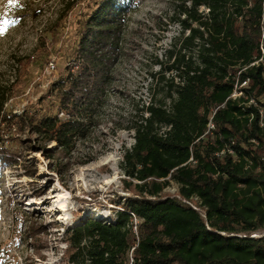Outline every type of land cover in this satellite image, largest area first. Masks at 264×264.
I'll return each instance as SVG.
<instances>
[{"label": "trees", "instance_id": "obj_1", "mask_svg": "<svg viewBox=\"0 0 264 264\" xmlns=\"http://www.w3.org/2000/svg\"><path fill=\"white\" fill-rule=\"evenodd\" d=\"M125 1L95 0L80 22L50 85L55 114L6 110L16 81L0 89L1 163H18L8 145L19 140L27 149L56 142L46 148L52 168L69 165L118 62ZM171 2L180 31L158 71L170 103L152 95L139 109L121 163L128 194L113 221L67 228L72 264H264V232L252 235L264 231V0Z\"/></svg>", "mask_w": 264, "mask_h": 264}, {"label": "rangeland", "instance_id": "obj_2", "mask_svg": "<svg viewBox=\"0 0 264 264\" xmlns=\"http://www.w3.org/2000/svg\"><path fill=\"white\" fill-rule=\"evenodd\" d=\"M94 1L0 0V89L16 81L4 109L57 112L50 85L68 64L80 22ZM125 3L118 62L105 95L88 112L85 134L64 159L69 165L59 172L52 168L46 148L56 142L45 149H27L19 140L8 145L19 157L16 164L0 162V264H72L66 254L67 228L86 218L113 221L128 194L121 163L124 150L134 142L129 127L152 95L156 102L167 95L158 78L159 62H166L167 49L180 28L169 22L171 0ZM239 94L236 89L232 95ZM165 100L170 103V98ZM31 167L33 177L28 175ZM176 189L172 183L165 191Z\"/></svg>", "mask_w": 264, "mask_h": 264}, {"label": "bare ground", "instance_id": "obj_3", "mask_svg": "<svg viewBox=\"0 0 264 264\" xmlns=\"http://www.w3.org/2000/svg\"><path fill=\"white\" fill-rule=\"evenodd\" d=\"M59 195L64 197L66 195V193L65 192H60ZM59 206L63 207V202L59 203Z\"/></svg>", "mask_w": 264, "mask_h": 264}, {"label": "built area", "instance_id": "obj_4", "mask_svg": "<svg viewBox=\"0 0 264 264\" xmlns=\"http://www.w3.org/2000/svg\"><path fill=\"white\" fill-rule=\"evenodd\" d=\"M50 65H51V66H54L52 62L50 63ZM244 83H245V82H244ZM209 125L213 126L211 123H209Z\"/></svg>", "mask_w": 264, "mask_h": 264}, {"label": "water", "instance_id": "obj_5", "mask_svg": "<svg viewBox=\"0 0 264 264\" xmlns=\"http://www.w3.org/2000/svg\"><path fill=\"white\" fill-rule=\"evenodd\" d=\"M253 236H256V235H253Z\"/></svg>", "mask_w": 264, "mask_h": 264}]
</instances>
